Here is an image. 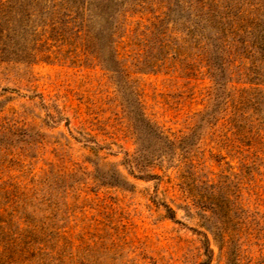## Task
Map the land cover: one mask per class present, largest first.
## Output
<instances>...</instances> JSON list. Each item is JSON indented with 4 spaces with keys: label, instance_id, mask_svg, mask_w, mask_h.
<instances>
[{
    "label": "rangeland",
    "instance_id": "rangeland-1",
    "mask_svg": "<svg viewBox=\"0 0 264 264\" xmlns=\"http://www.w3.org/2000/svg\"><path fill=\"white\" fill-rule=\"evenodd\" d=\"M0 264H264V0H0Z\"/></svg>",
    "mask_w": 264,
    "mask_h": 264
}]
</instances>
